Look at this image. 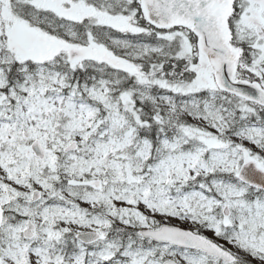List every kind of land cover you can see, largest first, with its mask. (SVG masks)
<instances>
[{"label":"snow or ice","instance_id":"1","mask_svg":"<svg viewBox=\"0 0 264 264\" xmlns=\"http://www.w3.org/2000/svg\"><path fill=\"white\" fill-rule=\"evenodd\" d=\"M0 264H264V0H0Z\"/></svg>","mask_w":264,"mask_h":264}]
</instances>
